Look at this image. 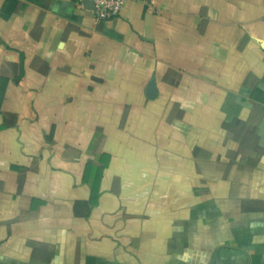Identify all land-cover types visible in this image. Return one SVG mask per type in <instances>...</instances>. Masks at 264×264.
I'll list each match as a JSON object with an SVG mask.
<instances>
[{"label":"crops","instance_id":"obj_1","mask_svg":"<svg viewBox=\"0 0 264 264\" xmlns=\"http://www.w3.org/2000/svg\"><path fill=\"white\" fill-rule=\"evenodd\" d=\"M0 264H264V0H0Z\"/></svg>","mask_w":264,"mask_h":264},{"label":"built area","instance_id":"obj_2","mask_svg":"<svg viewBox=\"0 0 264 264\" xmlns=\"http://www.w3.org/2000/svg\"><path fill=\"white\" fill-rule=\"evenodd\" d=\"M90 9L96 20H108L116 17L126 0H91Z\"/></svg>","mask_w":264,"mask_h":264},{"label":"water","instance_id":"obj_3","mask_svg":"<svg viewBox=\"0 0 264 264\" xmlns=\"http://www.w3.org/2000/svg\"><path fill=\"white\" fill-rule=\"evenodd\" d=\"M83 2L87 8L91 9L93 7V2L91 0H83ZM147 93L148 96H152L155 93V85L153 81L149 84Z\"/></svg>","mask_w":264,"mask_h":264}]
</instances>
